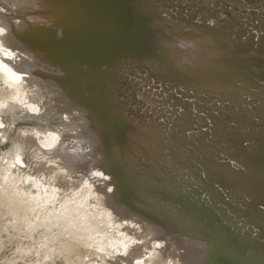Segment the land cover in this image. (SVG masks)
I'll use <instances>...</instances> for the list:
<instances>
[{
  "label": "bare ground",
  "instance_id": "1",
  "mask_svg": "<svg viewBox=\"0 0 264 264\" xmlns=\"http://www.w3.org/2000/svg\"><path fill=\"white\" fill-rule=\"evenodd\" d=\"M148 1L0 0V251L11 242L9 259L27 264H264L263 235L255 230L264 226L251 227L241 209L264 206L263 153L242 160L221 146L216 154L223 164L215 168L227 169L230 161L240 171L231 176H251L246 181L253 197L231 180L226 184L233 188L224 186L222 177L217 189L208 183L195 191L179 177L173 179L175 190L162 192L171 185L165 175L153 174L162 185L155 198H147L138 191L145 171L126 169L130 158L114 166L117 146L123 158L129 147L136 162L151 165L153 155H163V148L156 152L154 145L163 134L140 127V119L124 113L121 98L114 96L120 85L108 78L130 81L119 68L132 75L147 71L167 91L181 89L187 97L235 96L230 91L237 84L254 89L264 82L263 29L243 40L237 18L228 16L222 23L214 19H223L220 13L212 18L203 12L195 20L178 10L176 21L166 3L149 6ZM180 24L184 27L178 29ZM171 136L159 140L172 141ZM198 173L204 186V179L213 182ZM197 221L206 228L193 227Z\"/></svg>",
  "mask_w": 264,
  "mask_h": 264
},
{
  "label": "rangeland",
  "instance_id": "2",
  "mask_svg": "<svg viewBox=\"0 0 264 264\" xmlns=\"http://www.w3.org/2000/svg\"><path fill=\"white\" fill-rule=\"evenodd\" d=\"M150 1H148L147 3L149 6L153 5L155 1L157 2L154 5L162 4V6H164V4L166 3L165 7L166 9H168V14H171V16L176 19V21L180 19L179 17H177L178 10L183 11L182 15L187 14L195 20L198 17L197 15L203 12H210L212 18H214V13H220L223 16V19H214H217V21H220L222 23L227 22L226 17L228 16L233 18V20L237 18V30H240V34L243 35V40H246L245 38L250 34L256 37L258 29L264 30V0H259V2H257L256 0ZM233 2H236L237 4L233 5ZM248 4L250 5V7ZM152 15L153 14L151 13V16ZM153 17L155 18L154 15ZM194 19H191L190 22L193 20L191 23H195ZM180 27L184 26L180 24L178 26V29ZM175 29H177V27ZM261 34L264 35V32H262ZM248 51H251L250 53L254 54L255 58L258 59L260 57V54H258L255 49H250ZM261 68L264 69V66H262ZM256 69L259 68L257 67ZM118 70L124 71L122 73L125 74V76L127 75V77H129L128 79L131 81H122L117 77V75L113 76L112 78H108L110 82L120 85V89H118L117 91L118 95L115 94L114 96L119 97V99L121 98V101L119 100V102H121L120 104L121 106H123V112L127 114L132 113L134 117H138L140 119V127L144 128L145 126V130L149 131V133L156 132L157 134H159V136L163 134L162 137H159V139L166 138L167 134H171V137L174 138V141H171V138L169 137H167V140L165 141L159 139L154 141V145L157 146L155 147L157 149H155L156 152L163 148V155H161V153L155 154V152L153 151L155 154L153 155L155 165H151L150 162H146L144 159L136 162L135 156L132 155L129 147L126 148V150L129 152V156L125 159L123 158V155L125 154H123L121 148L117 146L118 153L115 154L114 157V160L116 161V163L114 164L115 167L120 166L121 161H123L125 164V161L130 158L129 160L132 162V164L130 165L126 163L124 166L126 169L131 166L136 173L141 174L142 170L146 173L143 181L138 183V191L144 192L145 197L147 198H155V196L158 194L159 189L161 188L162 182L157 183L154 175L156 176V178H161L165 175L168 183L171 185L168 187L167 191L161 188L160 191L162 192L175 190V188L172 186V184L175 183L173 179L179 177L180 179L184 178V180L189 182L187 183V185H190L191 188L195 191H199L200 189H202V187L203 189L208 188L209 184L215 186L216 188L218 184L217 177H222L224 179V186L227 185L233 188L232 184H234L238 187L239 190L242 189L241 193H245L248 192V190H251L249 189L250 186H248V182L251 180V176H249L248 173H245V175L240 178L241 180L231 176L233 175L232 171H240L236 170L234 167H230V161L226 162L227 169L215 168L217 165H220L221 163L223 164V162L219 161L216 158V154L219 151H223L222 147L225 148V153L228 156L232 155L231 157H239L242 160L243 158H246V154L253 155L256 152L258 154H264V96H262L264 95V82L262 83L263 85H259L254 89L237 84V87L233 88L234 91H230L232 94H235V96H224V94H220L219 97H214L212 95L209 97L208 94L207 97L206 93H204L199 97L194 95H189L190 97H187L181 89H172L173 91H167L168 86H160L162 83L159 81V78H155L153 75L150 77L147 71H144L145 73L143 72L141 73V75L137 74L134 71L135 75H132L131 72H128L127 74V71L122 70L121 68H119ZM241 79H243V77H241ZM243 80L245 81L246 78H244ZM183 87L187 86L183 85ZM121 90L125 94L128 92L126 96L123 93H119ZM178 91L180 92V94L178 93ZM255 91L259 92L256 93ZM141 96H143V98ZM236 99L237 101H234ZM162 126H167L170 129H172L173 127L174 130L168 131V129H166V132H162L157 129ZM162 143L164 145H162ZM241 147H243V150ZM176 149H179L183 154L178 153ZM173 151L175 152V154L173 153ZM148 155L149 154L146 155V159L149 158ZM146 170L151 173H148ZM199 170L202 173H206L207 179H212L214 183L204 179L203 181L207 183V185L204 186L202 184V181L199 179L203 177L202 174L198 173ZM159 173L161 175H159ZM228 180L233 181V183L226 184ZM182 186L185 188L184 184ZM131 189L132 187L126 188L125 190L128 191ZM186 191L187 188L184 189L185 193H187ZM204 192L202 194H204ZM245 195L253 197V195H250L249 192ZM115 198L117 200L119 199L122 202V199H124V197L122 196H116ZM236 202L239 201L236 200ZM252 203L253 202L251 200L250 204ZM246 206L247 207H243L244 209L241 208L242 211H246L248 215L247 217L243 216V220L247 221L251 225V227H263L264 216L255 217L254 211L250 212V210L256 209V211H259V214L261 215L262 213L264 214V212H262L264 211V206L258 203L250 207L249 204H246ZM225 213H227V211ZM227 215L233 216V214L229 213V211ZM238 220L242 219L238 218ZM197 224L200 227L206 228V225H203L199 221H197V223H192V226L194 227ZM221 224H225V222H221ZM240 224L244 225V222H240ZM263 228H261V230ZM244 230H247V228H244ZM255 230L257 233H262L261 236H263L260 238V240L263 241L264 229L263 231L258 229L261 232L257 231V229ZM193 237H196V235H193ZM3 241H6L4 237ZM10 243L11 242H7V247L5 248V250L0 251V264H27L24 262V259H9L8 256L6 257V254L11 250ZM181 244L184 245L183 243Z\"/></svg>",
  "mask_w": 264,
  "mask_h": 264
},
{
  "label": "snow or ice",
  "instance_id": "3",
  "mask_svg": "<svg viewBox=\"0 0 264 264\" xmlns=\"http://www.w3.org/2000/svg\"><path fill=\"white\" fill-rule=\"evenodd\" d=\"M6 55L10 56V53L7 52V50H3ZM6 67V66H5Z\"/></svg>",
  "mask_w": 264,
  "mask_h": 264
},
{
  "label": "water",
  "instance_id": "4",
  "mask_svg": "<svg viewBox=\"0 0 264 264\" xmlns=\"http://www.w3.org/2000/svg\"><path fill=\"white\" fill-rule=\"evenodd\" d=\"M223 264H235V263L226 261V263H223Z\"/></svg>",
  "mask_w": 264,
  "mask_h": 264
}]
</instances>
